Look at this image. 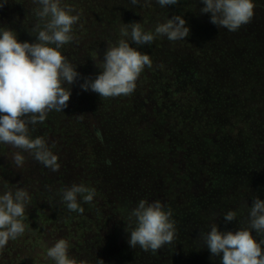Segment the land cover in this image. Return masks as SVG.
<instances>
[{"label": "trees", "instance_id": "obj_1", "mask_svg": "<svg viewBox=\"0 0 264 264\" xmlns=\"http://www.w3.org/2000/svg\"><path fill=\"white\" fill-rule=\"evenodd\" d=\"M65 3L80 12V20L73 26L74 40L61 52L77 66L81 77L94 78L99 72L98 61L108 45L120 39L123 24L141 23L145 30H152L158 22L180 15L190 32L184 41L158 37L149 45H133L149 55L152 65L144 68L131 94L100 97L90 90L82 91L81 79L71 85L67 108L49 112L42 124L30 126L33 137L43 136L49 145H55L52 151L60 164L57 172L26 152L23 166L17 167L12 160L17 149L0 144V191L18 186L31 196L25 232L8 242L0 253V264H54L46 250L61 238L69 242V254L87 264H219L200 234L213 223L220 231L246 227L247 205L251 206L254 195L258 197L254 192L264 200V188L256 186L257 178L264 175V160L256 153L258 142L264 144V131L257 133L256 140L251 134L253 113L257 129L264 130V88L256 85L260 76L252 73L253 58L246 63L254 44L264 56V39H255L256 25H264V7L257 8L264 0H254V16L235 32L210 23L209 16L199 11L203 7L199 0H179L166 8L156 4L141 7L130 0ZM34 7L31 0H8L0 9V26L16 31L19 41L32 42L35 33L30 29L38 22L32 13ZM234 120L248 127L239 133L238 142L243 146L238 159L246 170L240 172V178L237 173L225 189L222 207L225 213L241 207L244 210L230 223H217L220 205L214 196L212 218L201 210L181 222L173 219L176 234L170 244L156 252L131 248L126 232L134 225L128 213L140 199L175 202L190 193L195 198L200 182L210 181L213 188L218 178L227 184L230 169L227 174H214L221 158L208 156L216 163L207 174L196 157L208 161L200 143L212 135L207 133L209 129L216 135L226 134ZM223 138L233 139V135ZM174 148L185 151L179 153L185 158L178 163L169 158ZM157 157L161 159L159 167L146 163ZM189 165L200 167L192 181ZM73 183L95 188L97 193L91 204L81 201L84 211L79 214L70 212L60 196V190Z\"/></svg>", "mask_w": 264, "mask_h": 264}, {"label": "clouds", "instance_id": "obj_2", "mask_svg": "<svg viewBox=\"0 0 264 264\" xmlns=\"http://www.w3.org/2000/svg\"><path fill=\"white\" fill-rule=\"evenodd\" d=\"M32 13L37 18L30 31L35 33L32 42L19 41L16 31L0 26V144L17 149L12 154L13 163L22 167L23 153L52 172L60 168L58 156L43 136L33 137L30 126L43 123L52 111L62 112L72 94L71 85L80 81L82 91H92L100 97L129 95L136 88V81L145 67H151L148 54L141 53L133 45H149L158 37L169 41H184L190 29L180 15H173L158 22L152 30H145L141 23L123 24L120 39L109 44L99 72L92 77H81L77 66L62 55V48L74 40L73 26L80 20V12L65 0H31ZM179 0H130L132 5L160 8L174 6ZM8 0H0V9ZM201 14L217 28L235 32L249 23L254 16V0H199ZM97 195L95 188L73 183L60 190L61 201L70 212L82 213L83 203L91 204ZM31 201L29 192L0 191V253L10 240H16L25 232L26 208ZM247 226L233 231H220L213 223L200 238L211 256L219 258V264H264V200L252 198L248 206ZM236 211L223 215L226 223L236 218ZM133 227L128 234L131 248L139 246L143 251L156 252L175 237V221L172 212L160 200L140 199L128 213ZM255 233V237L252 233ZM258 237H261L257 239ZM69 242L58 239L46 250V256L54 264H87L69 254Z\"/></svg>", "mask_w": 264, "mask_h": 264}, {"label": "rangeland", "instance_id": "obj_3", "mask_svg": "<svg viewBox=\"0 0 264 264\" xmlns=\"http://www.w3.org/2000/svg\"><path fill=\"white\" fill-rule=\"evenodd\" d=\"M264 7V5L259 4V6H257L258 10H262V8L260 7ZM255 11V9H254ZM258 17V16H257ZM261 23V21H260ZM255 39H257L258 41H260V39H258L257 37H261L264 39V25L258 24L256 25V33H255ZM258 50L254 44L253 47H251V50L249 51V55H246V63H249L251 61V59L253 58L254 64L252 66V68H254V71L252 73L254 74H258L260 77L258 78V81L256 83L257 87L263 89L264 88V56L261 54H258ZM246 63H243V67L246 66ZM248 68V67H247ZM255 83V79L253 81ZM253 128L251 131V134L254 136V140H256V136L257 133L262 134V132L264 131L262 129L258 130L257 129V125H256V116L253 113ZM233 127L231 130L225 132L226 134H224L223 136L221 135H216L213 134V132L211 131V129H209V131L207 133L212 134L209 137L206 135V140H204V142H201L200 144L204 145V152L206 154V156L208 157L210 154H213L216 158H221L219 159V161H217V169L214 172L215 173H223V174H227L228 173V169H230L232 171V176L229 177L227 176L225 178V181H227L225 185H223L222 183H220L219 179L217 178V182L213 185V188L211 186V182L210 181H204V182H200V184H198L197 187V192L198 194L195 195V198L191 197V193L187 194L185 196L179 197L177 201H173L170 200L169 203H164L166 205L167 208H169L172 212V219H177L178 221H184V218L186 216H192L193 214L197 215L198 213H200L201 210L204 211V213L206 214V216L208 218H212L213 214H215V212L212 211V209H216L214 206V201L213 198L214 196H216V201L217 203L220 205V210L217 213L218 219H217V223L223 222V215L225 214V210L223 209L222 206H224L225 204V189H229V186L232 184V180L233 178L236 176L237 173H239V175L237 176V178H240L241 174L240 172L243 171L245 172L246 167L245 165H243L239 158V152H240V148H242L243 146H240V144H238L239 139H240V134L239 133H244L245 131H248V127L245 124H241V122L239 120H234L233 121ZM218 133H221L222 130L220 129L219 131H217ZM233 135V139H225L223 137L228 136V135ZM264 136V133L262 134ZM207 143H210L211 146ZM264 143V141H263ZM210 146V147H209ZM156 148H158V146H156ZM175 149V148H174ZM234 152V155H233ZM179 153H185V151H180V150H173V152H171V155L169 156V158L175 163V161L178 163V161H182L185 157L183 156V154L181 156H179ZM256 153L258 155V157H260V159L264 160V144H262L261 142H258L257 147H256ZM208 161L207 160H201L200 158L196 157L197 161H201L200 165L205 167L204 171L208 173V169H210L211 167H213L215 165V161L214 159L211 157H208ZM160 158H153L151 160L148 159V161L146 162L150 167H159L158 162L160 161ZM175 167V165H174ZM189 167V169H188ZM187 167V171L189 172V179L190 181H192L196 176L197 173L199 172L200 167L196 166V165H189ZM185 171V169H184ZM247 173L249 172L248 170L246 171ZM243 177L245 175H242ZM238 182H240L237 179ZM257 183V187L258 190L261 189V187L264 188V175L259 176L256 180ZM235 188L233 187L232 192L235 191ZM255 194H257L258 198H259V194L257 191L254 192ZM256 195H254L255 197ZM260 199V198H259ZM201 200H205L204 202H201ZM238 200H240V197L238 196ZM250 201V200H247ZM176 207L178 209H176ZM199 207H203L206 208L208 210H204L202 208L199 209ZM183 209V210H181ZM244 210L243 207L239 208L238 210H235L238 216L242 211ZM178 212V213H176Z\"/></svg>", "mask_w": 264, "mask_h": 264}]
</instances>
